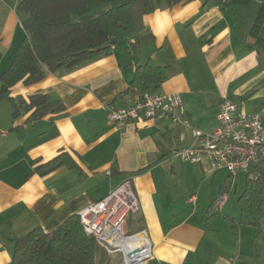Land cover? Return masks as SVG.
I'll list each match as a JSON object with an SVG mask.
<instances>
[{
  "label": "crops",
  "instance_id": "0c3cea01",
  "mask_svg": "<svg viewBox=\"0 0 264 264\" xmlns=\"http://www.w3.org/2000/svg\"><path fill=\"white\" fill-rule=\"evenodd\" d=\"M206 2L142 14L137 31L109 54L75 68L45 67L41 80L11 88L12 97L27 100L49 95L64 105L60 113L32 118V111H21L15 118L13 102L0 100V264H12L16 241L29 231H53L127 179L140 202L128 227L150 240L147 264H264V212L258 226L250 218L234 223L240 194H230L238 181L215 170L207 154L198 163L178 155L195 144L193 128H217L226 98L264 118V48L250 47L254 40L243 37L232 9ZM17 5L0 0V75L26 35V14ZM149 61L163 70L159 86L136 76ZM154 93H179L191 126L165 118L119 127L109 119V106L128 107ZM63 153L74 167L32 172Z\"/></svg>",
  "mask_w": 264,
  "mask_h": 264
},
{
  "label": "trees",
  "instance_id": "16d2710c",
  "mask_svg": "<svg viewBox=\"0 0 264 264\" xmlns=\"http://www.w3.org/2000/svg\"><path fill=\"white\" fill-rule=\"evenodd\" d=\"M25 12L23 27L26 35L17 47L10 66L0 75V100L14 104V117L21 111H32V118L47 112L60 113L64 105L49 95L37 93L25 99L12 97L11 88L23 81L29 85L44 77V68L56 71L75 68L109 54L118 43L137 31L132 4L141 2V15L162 6H174L185 0H16ZM206 4L232 9L243 37L253 39L250 47L264 48V0H207ZM136 76L148 85L159 86L163 70L149 61L138 67ZM75 162L65 153L32 172L48 173L55 168ZM248 175L245 189L238 197L241 218L231 220L240 224L260 225L264 212V160ZM131 228V226L129 227ZM137 232V231H136ZM97 240L85 232L80 216H69L51 232L36 227L19 238L13 250L12 264H111V256Z\"/></svg>",
  "mask_w": 264,
  "mask_h": 264
},
{
  "label": "built area",
  "instance_id": "2783aa9c",
  "mask_svg": "<svg viewBox=\"0 0 264 264\" xmlns=\"http://www.w3.org/2000/svg\"><path fill=\"white\" fill-rule=\"evenodd\" d=\"M165 118L174 124L191 126L179 93H154L128 107L109 106V119L119 127L130 121ZM2 134L0 130V137ZM193 134L195 144L178 151L184 161L198 163L202 155L207 154L215 170H225L236 176L242 171L252 172L264 160L263 114L243 111L233 99L226 98L221 102L216 129L204 132L193 128ZM225 198V193L219 195L217 207ZM190 200L194 201L195 196ZM139 211V199L131 180L127 179L100 200L80 210L78 215L85 232L109 253H120L122 264H147L152 257V246L145 231H127L129 220ZM137 240L146 241L148 250Z\"/></svg>",
  "mask_w": 264,
  "mask_h": 264
},
{
  "label": "rangeland",
  "instance_id": "374dc122",
  "mask_svg": "<svg viewBox=\"0 0 264 264\" xmlns=\"http://www.w3.org/2000/svg\"><path fill=\"white\" fill-rule=\"evenodd\" d=\"M141 2L140 1H136L135 3L132 4V9L134 11V14H135V17L136 19L139 20L140 18V15H141ZM246 175L247 173L245 172H239L236 176H232V179H234V183L237 182V188H238V192L236 193L235 191H233L231 194V197H233V199H235L239 194L242 193V188L244 186V182H245V179H246ZM235 188V187H234ZM219 215V213H218ZM138 222L135 221L134 224H137ZM127 231L129 232H133L130 230L129 227H127ZM111 264H122L123 263V258H122V255L120 253H115V254H112L111 255Z\"/></svg>",
  "mask_w": 264,
  "mask_h": 264
},
{
  "label": "bare ground",
  "instance_id": "6f19581e",
  "mask_svg": "<svg viewBox=\"0 0 264 264\" xmlns=\"http://www.w3.org/2000/svg\"><path fill=\"white\" fill-rule=\"evenodd\" d=\"M137 242H141V245L145 246L146 250H148L147 248H148L149 245H148V243L146 241H144V240H137Z\"/></svg>",
  "mask_w": 264,
  "mask_h": 264
},
{
  "label": "water",
  "instance_id": "95a60500",
  "mask_svg": "<svg viewBox=\"0 0 264 264\" xmlns=\"http://www.w3.org/2000/svg\"><path fill=\"white\" fill-rule=\"evenodd\" d=\"M128 256H129V257H131V256H132V254H128Z\"/></svg>",
  "mask_w": 264,
  "mask_h": 264
}]
</instances>
